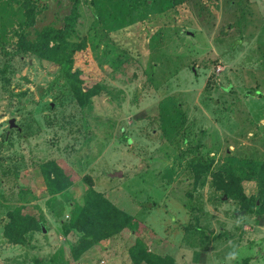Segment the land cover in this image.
<instances>
[{
    "label": "rangeland",
    "instance_id": "rangeland-1",
    "mask_svg": "<svg viewBox=\"0 0 264 264\" xmlns=\"http://www.w3.org/2000/svg\"><path fill=\"white\" fill-rule=\"evenodd\" d=\"M81 2L71 40H87L78 64L103 88L88 107L62 66L15 53L21 33L62 28L72 0H0V264H134L139 241L174 264H264L261 201L243 209L212 180L227 167L255 180L264 166V0ZM113 43L130 56L118 69ZM201 160L212 169L196 184ZM51 161L70 186H48ZM91 190L134 221L79 254L72 225ZM17 212L46 232L10 244Z\"/></svg>",
    "mask_w": 264,
    "mask_h": 264
},
{
    "label": "trees",
    "instance_id": "trees-1",
    "mask_svg": "<svg viewBox=\"0 0 264 264\" xmlns=\"http://www.w3.org/2000/svg\"><path fill=\"white\" fill-rule=\"evenodd\" d=\"M70 14L65 18L62 28L45 27L36 32L33 40H29L25 33H21L17 43L16 55L34 54L42 60L55 63L63 67L65 81L81 107H88L92 99L102 92V85L96 69H88L78 64V55L87 49V40L75 42L71 40L80 18L81 0H72ZM93 7V6H92ZM94 8V7H93ZM95 10V9H94ZM95 13V11H94ZM99 21V20H98ZM97 21V22H98ZM29 25H33V22ZM109 62L113 69H118L130 60L126 51L117 45L109 44ZM212 160H201L193 168L196 184L212 169ZM48 186L56 190H63L70 186L71 181L65 171L55 162L42 165ZM53 175V176H52ZM257 179L239 177L231 167L212 173L213 186L223 191L227 196L239 200L241 208L254 211L261 201L260 211L264 212V166ZM255 181L259 187V196H248L246 182ZM9 221L4 227V236L13 245H25L27 235L34 231H41L43 223L35 216L21 212L9 213ZM134 218L106 199L102 194L91 190L85 209L75 218L72 227L79 237L78 243L72 251L83 253L94 244L108 239L131 226ZM43 231V230H42ZM77 256V255H76ZM134 264H174L171 257H161L149 252L144 243L139 241L131 249Z\"/></svg>",
    "mask_w": 264,
    "mask_h": 264
},
{
    "label": "water",
    "instance_id": "water-1",
    "mask_svg": "<svg viewBox=\"0 0 264 264\" xmlns=\"http://www.w3.org/2000/svg\"><path fill=\"white\" fill-rule=\"evenodd\" d=\"M17 124H16V119H12L9 121V132L13 129L16 128ZM43 232H46V229L43 228Z\"/></svg>",
    "mask_w": 264,
    "mask_h": 264
}]
</instances>
